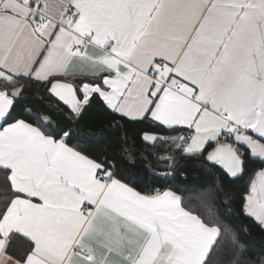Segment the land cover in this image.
<instances>
[{"label": "snow or ice", "instance_id": "1", "mask_svg": "<svg viewBox=\"0 0 264 264\" xmlns=\"http://www.w3.org/2000/svg\"><path fill=\"white\" fill-rule=\"evenodd\" d=\"M149 156L221 178L134 187ZM233 215L264 230V0H0V264H264Z\"/></svg>", "mask_w": 264, "mask_h": 264}, {"label": "trees", "instance_id": "2", "mask_svg": "<svg viewBox=\"0 0 264 264\" xmlns=\"http://www.w3.org/2000/svg\"><path fill=\"white\" fill-rule=\"evenodd\" d=\"M29 98L28 106L32 107H43L39 100H34L32 97L36 95L35 92H29L26 94ZM108 118L102 112V106L98 103H94L91 108H89L84 113V118L81 121V124L90 130H95L101 124H107ZM131 127V125H130ZM135 135V134H133ZM146 163H150L152 165H156V161L149 156L147 158V162L144 160H140L137 158L136 164L134 167H129L125 165L126 173L131 177V183L134 187H144L145 179L148 178L149 182L165 187V186H173L180 185L184 188V192L181 194H188V189H190L194 185H207L213 183L215 180L220 179V176H217L216 171L213 172H204L200 170H193V165H186L185 168L179 169L174 178H156L151 177L149 174V170L145 167ZM256 165L253 163H249V169L255 167ZM161 169L164 167L163 164L159 166ZM187 171V178H183L181 173ZM248 176H245L241 180H237L235 182L230 181L226 176L222 177V182L225 188L228 190L230 194H237L243 191L245 182L247 181ZM236 212L239 213L240 209V199L237 195L236 204L234 205ZM230 222L234 225V227L239 231V235L241 240L248 246L249 252L252 255H261L264 254V230H261L260 227L256 226L253 221L243 215H233L230 218ZM245 229H247L245 231Z\"/></svg>", "mask_w": 264, "mask_h": 264}]
</instances>
